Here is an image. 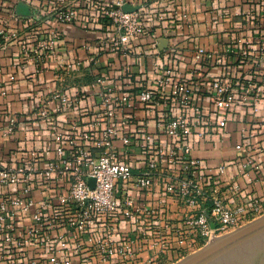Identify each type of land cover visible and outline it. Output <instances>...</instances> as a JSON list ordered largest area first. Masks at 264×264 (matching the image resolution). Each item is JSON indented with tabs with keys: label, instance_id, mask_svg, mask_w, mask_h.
I'll use <instances>...</instances> for the list:
<instances>
[{
	"label": "built area",
	"instance_id": "2783aa9c",
	"mask_svg": "<svg viewBox=\"0 0 264 264\" xmlns=\"http://www.w3.org/2000/svg\"><path fill=\"white\" fill-rule=\"evenodd\" d=\"M150 1L52 0L44 11L33 7L23 18L13 11L11 19L25 24L30 39L22 47L23 59L39 60L36 73L53 65L58 81L74 76L84 64H93V46L82 47L87 53L83 59H59L61 36L42 26L45 17L70 26L80 16L85 26L102 31L103 37L95 43L99 53L125 57L140 50L138 43L147 35L141 10ZM226 3L224 10L211 12L210 24L232 22L240 27L225 32L229 46L222 45L218 56L199 47L195 61L230 60L237 67L252 65L255 73L240 89L235 88L236 81L224 78L207 83L214 110L221 112L218 122L198 101L194 85L175 79L159 53L153 61L157 76L153 88L122 90L108 75L98 74L77 87L74 95L58 89L31 90L26 111L4 114L0 264H177L264 216V195L241 196L233 183L230 197H222L221 178L232 164L207 166L192 155L197 142L218 139L226 112L236 104H248L255 117L264 99V83L256 75L258 64L264 65V0ZM124 5L139 9L125 13ZM2 7L0 3V12ZM178 25L191 27L181 18ZM243 30L252 34L241 36ZM25 32L5 33L1 28L0 49L11 40L22 41ZM21 66L22 61L14 68ZM14 79L9 77L11 86ZM6 97L7 89L0 87V98ZM87 97L95 99L94 106L84 108L67 125L58 120ZM139 110L144 111V119H138ZM42 125L47 141L29 144L24 128L35 129L34 141H42L38 130ZM258 126L264 138V121ZM251 136L241 131L234 151L242 154ZM129 150L142 157L140 169L133 168ZM234 168L235 175L248 183H264V171L250 158L239 156ZM173 208L178 210L175 218Z\"/></svg>",
	"mask_w": 264,
	"mask_h": 264
},
{
	"label": "crops",
	"instance_id": "0c3cea01",
	"mask_svg": "<svg viewBox=\"0 0 264 264\" xmlns=\"http://www.w3.org/2000/svg\"><path fill=\"white\" fill-rule=\"evenodd\" d=\"M80 1V0H78ZM112 4L114 0H105ZM52 0H0L3 5L0 12V29L5 33L11 30L24 31L25 24L11 19L14 11L18 17L27 15L17 14L18 6H25L30 10L33 7L41 11L51 6ZM235 5H238L235 4ZM227 7L226 0H152L145 6L142 12L143 25L147 35L138 43L140 50H134L125 57L113 54H101L97 51L95 43L103 37L99 27L85 26L84 19L80 16L73 25L52 22L46 17L42 21L43 27L53 28L59 32L61 41L56 49V55L62 60L83 59L87 53L82 48L91 45L92 55L95 57L93 64H84L80 72L72 77H65L55 81L53 65L43 68L41 73L36 71L41 66L38 59H23L22 47L30 43L27 31L22 41H9L0 49V87L7 89V97L0 98V126L3 124V116L6 113H21L26 111V97L29 91H41L47 93L58 89L74 95L77 87L89 82L98 74H106L117 82L122 90L138 88H153L157 78L153 71L155 54L159 53L163 66L172 68L175 79L194 85L196 96L202 107L210 112L213 122H218L221 112H216L212 104V97L206 89L207 83L214 78H224L228 81H236L235 88L240 89L244 82L255 72L252 65L245 64L237 67L235 61L221 60L217 64L198 63L195 61L197 48L202 47L207 52L218 56L221 46H229L226 33L231 28L240 27L236 23H224L213 27L210 22L212 13H217ZM43 9V10H42ZM212 12V13H211ZM185 19L191 27L178 25L179 19ZM252 32L241 31V36H249ZM95 47V48H94ZM256 47V46H255ZM256 62L259 63V57ZM261 60V59H260ZM22 61V66L15 69L14 66ZM257 78L264 83V65L258 64ZM14 75V84L10 85L9 77ZM95 105V99L87 97L72 108L65 116H59L58 120L67 125L75 116L89 106ZM227 122L222 126L219 137L214 142H197L192 149L193 157L201 160L207 166H215L223 162L232 164L225 176L221 178V195L224 199L230 197L229 186L236 183L240 187L241 196L264 195V183L254 181L248 183L243 176L235 175L234 164L239 161V156L253 160L264 171V138L258 131V125L264 121V99L259 115L253 117L248 104H236L226 112ZM139 120L145 118L143 110L137 111ZM86 122V118H81ZM149 120V119H148ZM45 125V124H44ZM42 125L38 130L42 131V141H34L32 127H26V137L29 144L45 143L48 139L46 126ZM148 127L154 131L152 120L148 121ZM34 130V131H33ZM241 131L251 133L252 136L244 142L242 154L234 151V146L240 141ZM36 133V132H35ZM166 144L167 140L159 137ZM14 146L13 144H11ZM129 158L135 170L143 166V159L138 152L129 150ZM252 178H256L254 171H250ZM178 210L173 208L172 218L177 217ZM174 259V258H173Z\"/></svg>",
	"mask_w": 264,
	"mask_h": 264
},
{
	"label": "water",
	"instance_id": "95a60500",
	"mask_svg": "<svg viewBox=\"0 0 264 264\" xmlns=\"http://www.w3.org/2000/svg\"><path fill=\"white\" fill-rule=\"evenodd\" d=\"M139 7H131L129 5H124L122 11L125 13H130L137 11ZM17 14L29 15V10L25 6H18L16 10ZM93 180H90V184H93ZM264 229V217L250 223L249 225L238 229L237 231L217 240L200 250L194 255H191L177 264H206L210 260L218 257L227 250H230L234 246L240 244L241 242L247 240L254 236L257 232Z\"/></svg>",
	"mask_w": 264,
	"mask_h": 264
},
{
	"label": "rangeland",
	"instance_id": "374dc122",
	"mask_svg": "<svg viewBox=\"0 0 264 264\" xmlns=\"http://www.w3.org/2000/svg\"><path fill=\"white\" fill-rule=\"evenodd\" d=\"M206 264H264V229Z\"/></svg>",
	"mask_w": 264,
	"mask_h": 264
},
{
	"label": "bare ground",
	"instance_id": "6f19581e",
	"mask_svg": "<svg viewBox=\"0 0 264 264\" xmlns=\"http://www.w3.org/2000/svg\"><path fill=\"white\" fill-rule=\"evenodd\" d=\"M247 241V240H246ZM246 241H243L242 243L246 242Z\"/></svg>",
	"mask_w": 264,
	"mask_h": 264
}]
</instances>
